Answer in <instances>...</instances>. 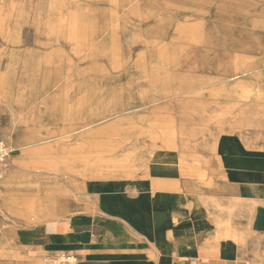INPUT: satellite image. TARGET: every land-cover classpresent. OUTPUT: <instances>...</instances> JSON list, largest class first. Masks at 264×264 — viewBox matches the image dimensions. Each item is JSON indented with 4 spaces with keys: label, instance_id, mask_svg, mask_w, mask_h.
Segmentation results:
<instances>
[{
    "label": "rangeland",
    "instance_id": "374dc122",
    "mask_svg": "<svg viewBox=\"0 0 264 264\" xmlns=\"http://www.w3.org/2000/svg\"><path fill=\"white\" fill-rule=\"evenodd\" d=\"M262 19L264 0H0V139L10 149L3 132L18 123L24 132H43L47 137L29 149L55 145L49 152L70 155L64 164L76 174L77 144L97 128H83L78 136L77 126H91L95 116L109 112L114 117L101 126L132 122L149 133L148 142L167 138L186 165L183 158L208 153L201 146L213 140L253 137L246 117L252 100L224 97L222 88L241 68L264 79ZM52 113L73 122L72 135L67 124L51 123ZM85 139L88 146L102 145L99 155L116 152L106 138ZM123 161L126 167L99 166L108 185L141 175L138 163ZM88 162L92 168L94 160ZM37 193L9 186L5 195ZM13 217L0 207V233L8 232ZM31 257L58 261L35 250Z\"/></svg>",
    "mask_w": 264,
    "mask_h": 264
},
{
    "label": "crops",
    "instance_id": "0c3cea01",
    "mask_svg": "<svg viewBox=\"0 0 264 264\" xmlns=\"http://www.w3.org/2000/svg\"><path fill=\"white\" fill-rule=\"evenodd\" d=\"M250 72L244 80L264 85ZM227 87L224 97L252 100L246 117L253 137L239 133L236 139L213 140L201 146L208 153L183 158L187 165L174 153V142L159 137L148 142L149 133L132 122L101 126L114 112L95 116L91 126H77L78 136L83 128H97L77 144L76 174L64 164L70 155L49 152L55 145L29 149L47 134L24 132L19 123L4 131L11 166L0 181V207L14 217L8 232L0 233V264H35L33 250L51 260L72 253L76 264H264V93ZM58 115L52 113L51 123L65 122ZM64 124L72 135L73 122ZM89 137L108 139L116 152L99 155L102 145H86ZM129 158L141 175L108 185L99 166L126 167L123 159ZM88 160H94L92 168ZM9 186L38 193L10 199ZM25 197L29 210L21 212Z\"/></svg>",
    "mask_w": 264,
    "mask_h": 264
},
{
    "label": "bare ground",
    "instance_id": "6f19581e",
    "mask_svg": "<svg viewBox=\"0 0 264 264\" xmlns=\"http://www.w3.org/2000/svg\"><path fill=\"white\" fill-rule=\"evenodd\" d=\"M11 5V4H10ZM11 11V10H9ZM16 11V10H14ZM13 11V12H14ZM10 13V12H9ZM5 14V13H4ZM8 14V13H7ZM7 16V15H6ZM8 19V18H7ZM6 21V20H5ZM9 21H11V19H9ZM8 21V23H9ZM15 21V20H14ZM262 24H261V29L264 28V19L261 20ZM4 24V23H3ZM14 24V23H13ZM10 27V26H9ZM42 29V27H41ZM7 30V29H6ZM13 30V29H12ZM8 32V31H7ZM6 32V33H7ZM264 32V30H263ZM2 37V36H1ZM262 38L259 39V41L261 42L262 41V44L260 43L259 45V55L263 54L264 53V35L262 34L261 36ZM9 40V39H8ZM8 43V41H7ZM11 43V42H9ZM183 46V45H182ZM68 48V47H67ZM183 49V48H182ZM185 51V50H184ZM126 57V55H125ZM30 61V60H29ZM27 68V67H26ZM30 68V67H29ZM248 71H251L249 69H240V72L238 74H235L233 76H231V80L232 81V84H229L227 88H229L230 90H245V91H253V92H256L257 90H260V92H263L264 93V85H256L254 83H252L251 81H249L248 79H243L245 78L243 76L244 73H247ZM28 72V71H27ZM250 73H253V71H251ZM27 74V73H26ZM25 74V75H26ZM249 75V74H247ZM247 77V76H246ZM27 78V77H26ZM23 81V80H22ZM23 83V82H22ZM17 128V127H16ZM22 131V130H21ZM77 133V132H76ZM20 139V138H19ZM14 140V139H13ZM14 143V142H13ZM142 145V144H141ZM19 147V146H18ZM232 152V151H231ZM62 153V152H61ZM72 168V167H71ZM90 171V170H89ZM30 172V171H29ZM97 172V171H96ZM39 173V172H38ZM63 173V172H62ZM65 173V172H64ZM35 183V182H34ZM47 183V182H46ZM31 185V184H30ZM60 198V197H58ZM71 199V198H70ZM29 202H30V198L29 197H25V198H22L21 199V207H20V210L21 212H24V211H28L29 210ZM72 202V201H71ZM69 207V206H68ZM35 264H45V263H41L39 261H36Z\"/></svg>",
    "mask_w": 264,
    "mask_h": 264
},
{
    "label": "built area",
    "instance_id": "2783aa9c",
    "mask_svg": "<svg viewBox=\"0 0 264 264\" xmlns=\"http://www.w3.org/2000/svg\"><path fill=\"white\" fill-rule=\"evenodd\" d=\"M9 154H10V149L0 139V168H2V169H4V168L8 169L9 168V166H10ZM74 260L75 259H74L73 256L64 255V256H62L61 258L58 259L57 264H70Z\"/></svg>",
    "mask_w": 264,
    "mask_h": 264
}]
</instances>
